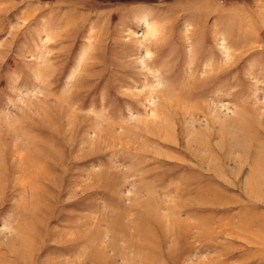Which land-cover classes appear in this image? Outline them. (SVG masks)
Returning a JSON list of instances; mask_svg holds the SVG:
<instances>
[{"label":"rangeland","instance_id":"374dc122","mask_svg":"<svg viewBox=\"0 0 264 264\" xmlns=\"http://www.w3.org/2000/svg\"><path fill=\"white\" fill-rule=\"evenodd\" d=\"M0 264H264V0H0Z\"/></svg>","mask_w":264,"mask_h":264}]
</instances>
